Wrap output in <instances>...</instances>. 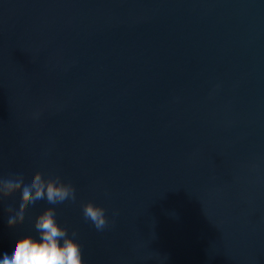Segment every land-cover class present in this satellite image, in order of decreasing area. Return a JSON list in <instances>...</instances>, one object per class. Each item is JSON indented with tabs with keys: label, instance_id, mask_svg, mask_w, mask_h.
Listing matches in <instances>:
<instances>
[{
	"label": "water",
	"instance_id": "obj_1",
	"mask_svg": "<svg viewBox=\"0 0 264 264\" xmlns=\"http://www.w3.org/2000/svg\"><path fill=\"white\" fill-rule=\"evenodd\" d=\"M36 171L84 264H264V0H0V173Z\"/></svg>",
	"mask_w": 264,
	"mask_h": 264
},
{
	"label": "clouds",
	"instance_id": "obj_2",
	"mask_svg": "<svg viewBox=\"0 0 264 264\" xmlns=\"http://www.w3.org/2000/svg\"><path fill=\"white\" fill-rule=\"evenodd\" d=\"M38 117V113L35 114ZM20 195L17 206L8 205L9 213L7 223L16 227L25 219L30 206L38 201H46L48 207L39 214L34 223V228L39 234L35 239L31 235L18 238L14 242L11 254L4 252L0 264H84L82 246L71 236L66 227L57 221L56 205L65 202H75L77 199L76 188L70 182H65L59 175L46 176L43 172L36 171L30 177L22 172H9L7 175L0 173V203ZM107 210L93 202L82 206V214L97 231H104L113 221L109 220ZM117 215L114 211L113 216Z\"/></svg>",
	"mask_w": 264,
	"mask_h": 264
}]
</instances>
